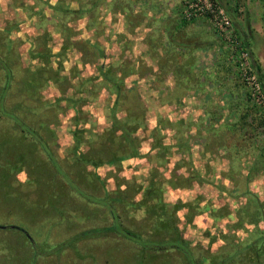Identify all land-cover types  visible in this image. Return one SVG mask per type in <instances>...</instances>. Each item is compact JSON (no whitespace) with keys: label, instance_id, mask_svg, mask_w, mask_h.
I'll return each instance as SVG.
<instances>
[{"label":"rangeland","instance_id":"obj_1","mask_svg":"<svg viewBox=\"0 0 264 264\" xmlns=\"http://www.w3.org/2000/svg\"><path fill=\"white\" fill-rule=\"evenodd\" d=\"M152 1L0 0V106L37 132L0 114V264H138L134 245L163 248L143 264H197L164 249L181 242L124 231L154 233L166 212L201 264L263 231L264 107L208 17L183 18L186 0L173 14L211 27L218 57L160 48L164 22L148 30L168 2ZM217 1L264 85V0ZM150 181L161 198L142 205Z\"/></svg>","mask_w":264,"mask_h":264},{"label":"trees","instance_id":"obj_2","mask_svg":"<svg viewBox=\"0 0 264 264\" xmlns=\"http://www.w3.org/2000/svg\"><path fill=\"white\" fill-rule=\"evenodd\" d=\"M252 63H253V66L255 67V70L259 74V71H260L259 66L255 64L254 60H252ZM0 65H1V67L5 71L6 78H7L6 87H8V86L11 85V81L10 80H11V77H12L11 76L12 75V68L8 67L5 64L3 58H1V57H0ZM261 83H262V81H261ZM262 88L264 90L263 83H262ZM4 98L5 97L3 96V99ZM0 114H2L4 116H9L12 120H14L15 123L18 124V127H19V129L22 132H24L23 129H26V128H28V129H30L32 131H34V129H35L34 126H31L30 124H26L22 119L20 120V117L17 116V115H15L13 112L7 111L4 108V103H3V106L2 105L0 106ZM260 121H261L262 124L264 123L263 120H260ZM261 123H260V125H261ZM122 133H124L123 135L126 136V133H125L124 130H123ZM36 135H37V132L35 130L32 136L36 138ZM39 141L41 142V139L40 138H39ZM42 147L44 148V145ZM46 148H44V149H46ZM132 152H133V155H135V150L132 151ZM156 185H158V184L155 183L154 181H150L149 182V186L146 187V190H145V193H144V196H143L144 199H142L143 200L142 201V205H146V201H147L146 199H147L148 196H149L150 199H152V198L155 199L154 196L156 194H158L159 197L157 199L160 200V198H161V193H160L161 188L159 186H156ZM151 201H153V200H151ZM147 202H149V201H147ZM152 203L153 204H150V203L148 204L147 210H150L151 208H153L152 206L154 204H158L157 203V200L156 201H153ZM137 204H138L137 202L134 203V205H137ZM138 205L140 206V204H138ZM170 219L171 218L169 217V212L168 213L166 212L165 219H162V217L161 218H157V220L155 222V223L158 224V225H155L154 226L155 231H159V230H161V232L163 231V233L165 234V236H167V237H164V238L159 237L160 233H158V232H157L158 235L156 236L155 235L156 232L154 231V233H155L154 234L150 229H148V232H146L147 234L149 233L148 235L146 233H143V232H136L135 233V232H131V231L129 232L125 228H123V229H125L124 231H126L127 234H131L132 237L137 238L139 241H143L144 243L145 242H148V243L149 242H152V243H154V245H159V244L165 245V244H167V242H169V243H171V242H181L182 243L181 244L182 246L176 245V246H172L170 248H164V249L165 250H169V249L174 250L176 248L175 250L177 252H179L180 255H182L181 258L183 259V261L185 260L184 262L187 261L186 260V257H188V258H191L190 261L192 263L201 264L202 263L201 262V259H204L205 257H200V261L199 260L197 261L194 258L195 256H194V254L192 252L193 250L191 249V246L188 244L187 241H185L181 237H179L177 232H175V235L171 236L172 234H174V232H172V231H174V229H175L174 227L175 226H174V221H171ZM160 222L162 224H159ZM118 223L121 225L120 222H118ZM258 243L260 244L261 248L262 247L264 248V229H263V231H261V232L260 231H257V233H253V235H250L249 238H246L245 241L243 243H241V245H240V247H241V250L240 251H239V249H237L231 255L230 254H227L226 256H223V257L221 256L218 259V261H216L214 264H228L231 261L234 262V263H237L236 259L239 260V257H245L244 260H243L244 262L249 261V259H250V260H252V262L254 264H261L262 263L261 259H262V256H264V254H261L260 252L258 253L255 250V246ZM131 245H134V244L131 243ZM134 247H135L134 248L135 249L134 250L135 251V256L137 258L136 261L139 262L138 264H143L142 262H146L147 259L150 260L148 258L149 256H152L154 254H158V255L161 254L160 251L163 249L161 246L160 247L154 246V247L147 248L145 246L139 247V246L134 245ZM186 263H188V262H186ZM204 264H206V263H204Z\"/></svg>","mask_w":264,"mask_h":264},{"label":"built area","instance_id":"obj_3","mask_svg":"<svg viewBox=\"0 0 264 264\" xmlns=\"http://www.w3.org/2000/svg\"><path fill=\"white\" fill-rule=\"evenodd\" d=\"M208 17L215 33L226 43L235 69L246 85L248 96L254 105L264 107V90L261 77L253 66L245 40L236 32L227 10L217 0H186L183 18Z\"/></svg>","mask_w":264,"mask_h":264},{"label":"crops","instance_id":"obj_4","mask_svg":"<svg viewBox=\"0 0 264 264\" xmlns=\"http://www.w3.org/2000/svg\"><path fill=\"white\" fill-rule=\"evenodd\" d=\"M220 1H223V0H220ZM167 2H168L167 12H169V14L165 13L163 15H160V14L151 15L152 17L154 16L153 18L150 16L155 21H154L153 26L151 25L149 27V30H148L149 33L154 32L155 33L154 35L158 34V32L160 31V29H158L160 25L158 22L159 19L161 20L162 23L164 22L163 26L167 30L166 34L163 32L166 36L163 39L164 45L163 44L160 45L161 46L160 48L166 47L165 48L166 50L170 49L169 51L176 52L175 50L179 51V45L180 47H182L183 42H194L195 43L194 46L196 44H199L200 46L199 48L196 46L198 49L202 48L208 53L212 52V56L213 54H216L215 56L218 57L220 46L218 47L217 43L219 39H218V36L213 32L211 27L207 26V24H205L204 22L202 23L198 22V23L191 24V23H187V21L183 20L182 18L177 19L176 16L173 14V8H175V6L177 5L176 0H170V1L167 0ZM227 2L231 3V1L229 0H227ZM161 3H163L162 0H154V2L152 1V4L159 5ZM180 8L182 12L183 8L181 7V5L180 7H178L177 10L180 11ZM165 21H167L166 25H165ZM188 46H185V48H187ZM197 48H194V51L191 50V52H188L187 58L190 55L188 59L193 57L195 61L196 59H199L198 58L199 56L201 57V55H198V53L200 52H197V51H200V50H198ZM205 51L202 52L203 55ZM208 53H205V54H208ZM170 62L172 63L171 60ZM200 66L202 68L201 64Z\"/></svg>","mask_w":264,"mask_h":264}]
</instances>
